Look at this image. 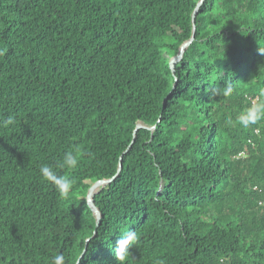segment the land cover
<instances>
[{
  "label": "trees",
  "instance_id": "trees-1",
  "mask_svg": "<svg viewBox=\"0 0 264 264\" xmlns=\"http://www.w3.org/2000/svg\"><path fill=\"white\" fill-rule=\"evenodd\" d=\"M198 2L0 0V264H118L128 229L124 264H264V120L237 119L264 90V0H204L173 75ZM73 145L61 199L39 168Z\"/></svg>",
  "mask_w": 264,
  "mask_h": 264
},
{
  "label": "clouds",
  "instance_id": "clouds-1",
  "mask_svg": "<svg viewBox=\"0 0 264 264\" xmlns=\"http://www.w3.org/2000/svg\"><path fill=\"white\" fill-rule=\"evenodd\" d=\"M260 53L264 55V51L260 50ZM3 52L0 51V55ZM212 96L229 97L232 95L234 89L231 83L224 84L223 86H213L208 89ZM238 122L244 127L257 124L259 121L264 120V90H261L258 95L253 98L249 106L241 112L238 116ZM16 123L13 116H8L6 119L0 120V127H8ZM228 123H232L231 120ZM81 149L78 145L71 146L67 151L63 153L61 159L57 160L55 164H43L39 168V174L42 180L53 186L61 199L66 198L73 188V180L67 176L62 175L58 170L61 169H76L79 165V153ZM137 240V235L134 230L128 229L121 234L116 241V246L113 248V254L118 264H124L127 256L129 255V249L133 243ZM50 264H66L65 256L58 253L51 257ZM163 264V262H158Z\"/></svg>",
  "mask_w": 264,
  "mask_h": 264
},
{
  "label": "water",
  "instance_id": "water-1",
  "mask_svg": "<svg viewBox=\"0 0 264 264\" xmlns=\"http://www.w3.org/2000/svg\"><path fill=\"white\" fill-rule=\"evenodd\" d=\"M204 0H199V2L197 3L193 13H192V34H191V37L189 38V40H187L185 43H183L180 48H179V51L178 53L172 57L170 59V66H171V69H172V72H173V75L175 73V65L176 63L181 59L182 57V54H183V51L184 49L194 40L195 38V31H196V27H195V17H196V14L198 12V9L200 7V5L203 3ZM176 80V79H175ZM140 125H137V127H139ZM122 168V158H120V162H119V167H118V171H120ZM117 171V172H118ZM112 179H107V180H99V181H96L94 182L91 187L88 189L87 191V194H86V199L89 203V206L90 208L92 209V211L95 213L96 215V225L98 226L99 223H100V212L99 210L96 208L95 204H94V201H93V195L96 191V189L100 186V185H105L107 182L111 181Z\"/></svg>",
  "mask_w": 264,
  "mask_h": 264
},
{
  "label": "built area",
  "instance_id": "built-area-1",
  "mask_svg": "<svg viewBox=\"0 0 264 264\" xmlns=\"http://www.w3.org/2000/svg\"><path fill=\"white\" fill-rule=\"evenodd\" d=\"M239 155H242V153H241V154H239Z\"/></svg>",
  "mask_w": 264,
  "mask_h": 264
}]
</instances>
